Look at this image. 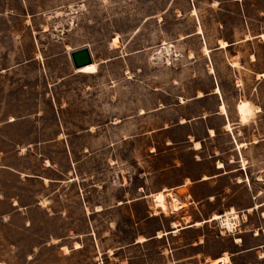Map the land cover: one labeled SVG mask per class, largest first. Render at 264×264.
Segmentation results:
<instances>
[{"label": "rangeland", "instance_id": "1", "mask_svg": "<svg viewBox=\"0 0 264 264\" xmlns=\"http://www.w3.org/2000/svg\"><path fill=\"white\" fill-rule=\"evenodd\" d=\"M261 32L264 0H0V69L20 62L0 73L4 162L43 173L41 157L65 148L79 170L47 208L50 188L0 172V264H159V248L170 257L198 234L207 260L235 252L231 233L264 226ZM83 45L92 61L74 68ZM216 83L220 111L215 95L194 98ZM158 192L183 209L162 212ZM231 208L245 214L227 236L220 219L185 224ZM172 220L198 227L155 237Z\"/></svg>", "mask_w": 264, "mask_h": 264}, {"label": "crops", "instance_id": "2", "mask_svg": "<svg viewBox=\"0 0 264 264\" xmlns=\"http://www.w3.org/2000/svg\"><path fill=\"white\" fill-rule=\"evenodd\" d=\"M194 34H197V33H195V31H194ZM259 34L257 36L260 38ZM34 43L36 44V39H35ZM14 44H15V42L13 41L12 44H11L12 45V52L13 53L15 52V54L17 52V58H18L19 57V53H18L19 49L18 48L16 49ZM228 46H229V43H228V45L226 47H228ZM226 47H224V48H226ZM219 48H221V47H219ZM73 49H75V48L70 49V51L73 50ZM252 60H254V56H253ZM24 62H26V61H24ZM19 65H20V62L18 61L17 63H14L13 66L10 67V68H8V67L7 68H3L2 67L0 69V73L3 72L4 69H6V70H9V69L15 70V68L18 67ZM256 74L261 75L262 73L261 72H257ZM217 86L219 88V93L214 91L215 87H217ZM209 95H215L216 96V98H217L216 99V103H217L216 109L219 110V104L220 103H225V102H224L223 96L221 94V89H220V86L218 85V83H216L212 87V89L210 91L206 92L205 94L201 93L200 96H198V94H197L194 98H202L204 96H209ZM224 115H225V120L227 121L228 120V118H227L228 116H226V114H224ZM181 119H183V118H181ZM7 121L8 122H12V121H15V120L13 118L12 120L8 119ZM180 122H183V121H180ZM60 135L61 134L59 133V136ZM0 136H1V139H0V142H1L0 143V172H2L3 174H4V172L13 173L14 175H17L18 178H20V179L22 178L23 181L26 180V178H32L34 181L38 180L40 182V186H41L42 190L45 189V188H50V191L47 190V191H49L48 193L41 194L42 198H45L44 200L46 202V206H45L46 208L48 207V205H51V207H52L54 204L58 203V196H59L58 188L64 187V186L67 185V183H70V182L72 183L73 181L78 180L77 179L78 173H79L78 172L79 170L77 169L78 161H76V167H75L74 161L70 158L71 159L70 160V166L69 165L66 166V164H68V161H69L68 156H69V154L71 155V152H68L67 149H65V148L63 149L65 157L61 156L60 160L55 159L52 155H51L52 157L51 156H47V155H45L44 157L40 156L42 161L44 162V163L42 162V164L40 165V170L43 173H39L40 171L39 172H27L28 168H25L23 166L22 167L12 166V165L7 164V163L4 162V158L6 157L7 154H5L4 147H3L4 136L3 135H0ZM59 138H57V136H56L55 139L61 140L63 137H61L60 139ZM194 141L195 140L193 139L192 140V144H193ZM196 141H199V140H196ZM39 144H41V143H39ZM26 145L30 147L29 143H27ZM200 146H201V143H200ZM195 150H197V149H195ZM16 154L17 155H21V153H16ZM215 168H217V167H215ZM221 168H217V169H221ZM69 172H72L71 175L69 174ZM70 176H72V177H70ZM209 178L210 177L208 176L207 179H209ZM207 179H204V180L200 179V181H205ZM188 184H192L191 181ZM183 185H184V183H183ZM260 194L261 193H258L256 196H258ZM148 196H150V194H143L140 198H146ZM210 196H212V195H210ZM209 197H208L209 200L213 199V196H212V199H210ZM38 198L39 197L33 198V202H30L29 204H24L23 207L25 205L29 206L32 203L37 205L36 204L37 201L40 200ZM11 199H12L11 200V204L12 205H18V208H19L20 201L18 200V197L16 196L15 198H11ZM261 202H264V201H261ZM254 203H260V202H253L251 204V206ZM251 206H248V207H251ZM262 206H264V204ZM262 206H260V207H262ZM248 207H246V209ZM101 210L102 209L94 210V211L95 212H99ZM245 210L243 212H245ZM44 211L49 216L53 215V213H51L52 214L51 215V214H49L50 212L45 210V209H44ZM251 211H254V210H251ZM224 212L219 213V214H223ZM249 212H246V213H249ZM239 213L240 212H236V214H238V216H239L238 218H240V217L243 218V214H245V213H242V212H241L242 214H239ZM54 214H56V213H54ZM173 214H175V213H173ZM54 218L64 219L65 217L63 215V212L60 211L58 214H56L54 216ZM209 218H210V216L207 217L206 219L204 218V219H201V220H191V222H189V221L186 222L185 221V224L193 223L194 221H202V220H207L204 223L213 221V220H209ZM260 219L262 221L264 220V217H262L261 214H260ZM171 222H173V220ZM171 222H170V225H169L168 229L159 230V232L167 231L168 232L167 234H164L163 236H160V237L156 235L155 237H157L159 239H162V238L166 237L167 235L176 236L177 234H179L183 230L190 231V230H193V229L198 227V226H187V227H185V224L181 225L179 223V221H177L178 226H179V230L177 231V233L173 234V233L169 232L171 230V226H172ZM261 225L262 226H260V227L259 226H255L254 228H251V229H242V230L238 229L235 234L231 233V242L230 243L235 247V252L228 253L226 250H224L219 258H222V255L224 253H226L227 254V258H228L227 260H228V262L230 264H264V235L261 234L263 229H264V226H263V224H261ZM218 231H219L220 237L227 236L226 234H227L228 231L225 229V227H223V225H219V230ZM63 236H64L63 239H65V238L67 239V237H69L67 231L64 232ZM203 236L204 237L202 239V236L200 234H198L196 239L193 238V239L189 240L187 242V244L185 245L187 247V249L186 250H182V251H181L180 247H170V244L167 241V243L169 244V250H170L169 251V253H170L169 255H170V257L167 256L166 250H168V249H167L166 245H164L163 249L159 248V255H164L165 256V258L161 259V262H159V264H206L207 262H210V260L212 258L207 260L208 259L207 257H210V253L202 250V248H201L202 244H205V235H203ZM236 237L239 238L240 241H238V242L235 241ZM148 239L149 238H145L144 241H147ZM59 240L61 242L62 238H60ZM137 242H142V241H137ZM67 245H70V246H67ZM59 246L61 248H62V246H66L67 249H70V251H73V250H76V249H79V248L82 247V245H80L79 247L75 248L74 244L72 245V244H66V243L65 244H59ZM233 256H235L234 259H233ZM216 257H218V256H216ZM216 257H214V258H216ZM230 257H232V258H230ZM130 262H131V259L126 258L125 264H130ZM93 264H100V263L99 262H95ZM148 264H150V263H148Z\"/></svg>", "mask_w": 264, "mask_h": 264}, {"label": "bare ground", "instance_id": "3", "mask_svg": "<svg viewBox=\"0 0 264 264\" xmlns=\"http://www.w3.org/2000/svg\"><path fill=\"white\" fill-rule=\"evenodd\" d=\"M262 37H264V33L261 34ZM117 37L113 38V43L115 44V46H117ZM222 45L224 46L225 43H222ZM215 92H219V88L216 87ZM221 106V109L223 112H225V107L224 105H220ZM222 112V113H223ZM198 142H195V147L198 146ZM222 165L221 164H218V167H221ZM155 203H156V207H158L159 209H161L162 212H164L165 214L167 213V211H169L170 213H177L179 212L181 209H182V206L180 204L177 203V200L175 197H172L171 198V203H170V206L167 205V202H166V199H165V194L163 192H158L156 195H155ZM251 208H249L248 210H250ZM212 220H215V219H220L221 222L226 225V227L230 228L232 227V225L234 223H236L238 221V215L236 214L235 210L233 208H231L230 210L226 211L224 214H213L212 217H211ZM193 225H199V222H195L193 223ZM172 227H173V232H176L178 230V225L173 222L172 223ZM235 241H240L239 238H235ZM226 260L227 262V254L224 253V255L222 256V258H217V259H211L209 264H216V262L218 260ZM227 264H230L229 262H227Z\"/></svg>", "mask_w": 264, "mask_h": 264}, {"label": "water", "instance_id": "4", "mask_svg": "<svg viewBox=\"0 0 264 264\" xmlns=\"http://www.w3.org/2000/svg\"><path fill=\"white\" fill-rule=\"evenodd\" d=\"M69 56L74 68H78L92 61L89 48L86 45L71 50Z\"/></svg>", "mask_w": 264, "mask_h": 264}, {"label": "built area", "instance_id": "5", "mask_svg": "<svg viewBox=\"0 0 264 264\" xmlns=\"http://www.w3.org/2000/svg\"><path fill=\"white\" fill-rule=\"evenodd\" d=\"M219 222V225H222V222L219 220L218 221ZM237 223V222H236ZM236 223H234L232 226L233 227H230V228H225L226 230H230V229H234V228H236L237 227V224ZM227 262H228V260H227ZM227 262H226V260H223V259H221V260H218L217 262H216V264H227Z\"/></svg>", "mask_w": 264, "mask_h": 264}, {"label": "snow or ice", "instance_id": "6", "mask_svg": "<svg viewBox=\"0 0 264 264\" xmlns=\"http://www.w3.org/2000/svg\"><path fill=\"white\" fill-rule=\"evenodd\" d=\"M241 107L243 108V107H246V106L245 105H242Z\"/></svg>", "mask_w": 264, "mask_h": 264}]
</instances>
